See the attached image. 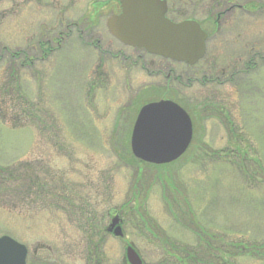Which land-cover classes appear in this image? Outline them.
<instances>
[{"label":"rangeland","instance_id":"rangeland-1","mask_svg":"<svg viewBox=\"0 0 264 264\" xmlns=\"http://www.w3.org/2000/svg\"><path fill=\"white\" fill-rule=\"evenodd\" d=\"M120 1L0 0V237L52 264H128L129 246L142 264H179L169 252L205 248L202 235L264 243V0H169L170 20L209 36L190 67L110 36ZM168 98L188 107L194 139L141 170L126 127ZM114 215L120 238L104 230Z\"/></svg>","mask_w":264,"mask_h":264},{"label":"water","instance_id":"water-1","mask_svg":"<svg viewBox=\"0 0 264 264\" xmlns=\"http://www.w3.org/2000/svg\"><path fill=\"white\" fill-rule=\"evenodd\" d=\"M120 13L106 19L110 36L122 45L148 54L194 66L206 51L207 34L195 21L174 23L166 17L164 0H121ZM193 140V123L185 109L171 100H158L142 106L130 136V150L137 161L164 166L178 161ZM115 228L122 237L116 217ZM27 248L8 236L0 237V264H26ZM129 264H142L133 247L126 248Z\"/></svg>","mask_w":264,"mask_h":264},{"label":"trees","instance_id":"trees-1","mask_svg":"<svg viewBox=\"0 0 264 264\" xmlns=\"http://www.w3.org/2000/svg\"><path fill=\"white\" fill-rule=\"evenodd\" d=\"M166 1L168 2V5H169V3H170L169 0H166ZM111 9H112V7L110 8V10ZM113 9H114V6H113ZM113 9H112V11H113ZM169 9H171V8H168V10ZM111 13L115 14L116 9H115V11H113ZM181 14H182L181 12L177 13L178 16H182ZM45 45L48 46V41L40 43V46H39L40 52H42L44 54V56L48 55L51 52L50 50L45 49ZM10 55H11V58H16L17 56H19L18 54H15V53L14 54L11 53ZM168 99L172 100L171 98H168ZM172 101L179 104L182 108L188 110V107L184 103L178 102L176 99H173ZM132 119L133 118L131 117L129 120V125L126 127V133L125 134H127V135H129V133L131 131ZM131 163L133 165H136L141 170L143 169V167L144 168L147 167L146 165L141 164V163L136 162V161H133V160L131 161ZM44 186L45 185L39 184V186L37 188L43 189ZM190 215H191L190 212L185 211V217H188ZM83 216H84L83 218H86L87 222H88V220L91 221V217L90 216L88 217L87 214L85 215L83 213ZM186 219L188 220V218H186ZM190 221L192 222L193 220L191 219ZM91 231L93 233V234H91L93 241L90 238H86V243H85V244H87L86 250H87L88 254L94 255L93 259L97 260L100 257V252H98V251L100 250L101 240H100V238H97V236H96V233H95V231H97L96 227H93L91 229ZM151 232H153V231H149V233L151 234L152 238L154 239L155 236ZM101 235H102V231H101ZM202 237L209 238V241H203V243L205 244V248L200 247L197 250V249H194L193 246L185 247L179 253L181 256L180 255L174 256L172 254V251H170L169 252L170 257L177 259L179 264H181V262L185 263V261H186V264H234L232 262L233 259L235 261L236 258L239 256H247V257H250L251 259H255L257 261H264V243L263 242L257 243V242L248 241V242L243 243V242H239L238 240L225 242V241L221 240L219 237H215L214 235H208V236L202 235ZM218 238H219V240H218ZM215 239H217V240L215 241ZM169 253H167V254H169Z\"/></svg>","mask_w":264,"mask_h":264},{"label":"flooded vegetation","instance_id":"flooded-vegetation-1","mask_svg":"<svg viewBox=\"0 0 264 264\" xmlns=\"http://www.w3.org/2000/svg\"><path fill=\"white\" fill-rule=\"evenodd\" d=\"M209 38V36H208ZM145 52V51H144ZM146 53V52H145ZM160 59V58H159ZM116 218V215H114L113 217H111V220H110V223L109 225L107 226L105 230V232L107 233H113L115 231V227L112 229V231H109L110 229V226L112 224V221ZM118 218V225L120 223V217H117ZM114 234V233H113ZM115 235V234H114ZM28 257H30V261H28ZM26 264H52V261H51V258L48 256V257H43L41 254L39 255L38 254V251H34L32 252V254L29 256V251L27 253V258H26Z\"/></svg>","mask_w":264,"mask_h":264}]
</instances>
